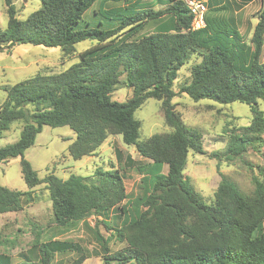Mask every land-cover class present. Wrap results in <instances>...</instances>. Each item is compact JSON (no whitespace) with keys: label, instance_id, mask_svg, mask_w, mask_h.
<instances>
[{"label":"trees","instance_id":"16d2710c","mask_svg":"<svg viewBox=\"0 0 264 264\" xmlns=\"http://www.w3.org/2000/svg\"><path fill=\"white\" fill-rule=\"evenodd\" d=\"M4 1L8 20L7 28L0 29V51L32 44L59 47L69 55L77 43L96 40L62 72L36 73L3 86L0 138L13 122H22V127L17 140L0 146V162L21 156L28 188L45 184L54 226L67 231L118 207L123 219L114 233L118 242L125 243L122 249L111 252L108 240L94 229L103 264H264V168L251 176L253 188L248 194L221 174L213 204H205L183 172L189 151L203 153L202 135L182 121L172 103L177 93H185L194 101H239L249 106L250 124L229 136L227 159L262 142L264 0L249 42L234 17L218 13L228 9L226 4L208 9L205 26L193 30L184 0H167L158 8L144 6L141 0H41L25 20L17 17L11 0ZM97 2L106 24L79 28L85 11ZM150 22L155 29L140 35ZM192 54L200 60L192 65L190 80L176 92L173 81ZM122 75L131 96L119 102L111 93ZM148 98L160 101L172 130L139 141L141 122L134 112ZM43 125L68 126L74 132L68 146L73 159L92 156L109 136L121 135L144 159L135 164L141 175L140 194L128 198L125 174L113 166L97 167L89 176L70 173L61 178L51 171L39 177L23 152ZM30 192L0 184V214L21 210V199L30 201ZM101 222L106 226L103 218ZM36 232L39 260L17 264H51L56 253L75 254L67 264H82L88 257L77 241L52 236L39 241L42 232ZM0 264H11L9 255L0 254Z\"/></svg>","mask_w":264,"mask_h":264},{"label":"rangeland","instance_id":"374dc122","mask_svg":"<svg viewBox=\"0 0 264 264\" xmlns=\"http://www.w3.org/2000/svg\"><path fill=\"white\" fill-rule=\"evenodd\" d=\"M164 1L167 2V0ZM11 2L20 20H25L30 13L41 6V0H11ZM221 2L229 9L230 3H234V0H222ZM98 5L97 2L85 11L82 20L78 23L79 28L100 27L98 22L106 24L107 21L99 15ZM252 6L251 11L257 17L261 8L260 6L257 10L258 0H255ZM158 7L160 5L155 6V8ZM228 9L222 11L227 12ZM250 19L255 22V17ZM7 20L5 1L0 0L1 30L7 28ZM155 25L151 22L146 24L140 31V35L152 32ZM242 28L244 31L245 25ZM242 36L246 42H249L250 37H247L246 33ZM94 44L96 40H83L75 45V51L69 55H64L59 47L32 44H16L0 51V105L6 98L3 86L21 82L36 73L62 72L80 60L78 56L80 52ZM199 60L200 57L197 54H192L188 62L180 68L173 81V89L176 92L179 91L181 84L190 80V69ZM261 60H264V50ZM120 80L121 83L111 93V98L124 102L131 96V89L126 84L124 75L120 77ZM172 103L182 121L187 126L198 129L202 135L203 153L189 151L183 172L190 177L194 189L200 193L204 203L213 204L214 190L221 174L230 178L243 193H250L253 188L251 176L259 174V167L264 168V133L261 143L248 147L239 156L227 159L224 152L231 133L237 132L241 126L250 124L252 113L249 106L239 101L227 104L211 99L194 101L185 93H177ZM259 109L264 113V104L261 101H259ZM134 116L141 122L139 141L155 133L172 130L165 122L160 101L154 98L146 99L135 110ZM21 127L22 122H13L4 132V136L0 138V146L17 140ZM74 139L75 134L68 126L43 125L42 130L35 136L34 143L23 152V158L30 162L39 177L51 171L61 178H66L70 173L89 176L97 167L109 169L113 166L125 174L123 181L128 198L131 199L140 194L141 175L135 171V164L141 163L144 159L132 145H126L122 141L121 135L109 136L96 154L81 159H73L68 153V146ZM20 159L21 156H17L0 162V184L13 190H31L32 195L30 201L21 199V210L0 214V254L9 255L11 264L39 260L38 249L34 244L37 230L42 232L39 241L48 240L46 237L52 236L57 239L79 242L88 255L82 264H103L102 250L95 239L94 229H97L108 240L111 252L125 246V243H120L115 239V229L120 226L123 219L118 207L108 210L102 216H90L86 222H80L67 231L56 228L52 222L51 201L45 184L41 183L29 189L21 173ZM166 171L167 166L164 165L163 172ZM102 218L107 227L101 222ZM74 256L72 252L56 253L51 264H67L68 260Z\"/></svg>","mask_w":264,"mask_h":264},{"label":"crops","instance_id":"0c3cea01","mask_svg":"<svg viewBox=\"0 0 264 264\" xmlns=\"http://www.w3.org/2000/svg\"><path fill=\"white\" fill-rule=\"evenodd\" d=\"M206 2L207 10L210 8H215L223 5L222 0H204ZM255 0H234V3H230V8L227 12L220 11L218 13H222L227 16H232L235 18L239 32L244 35L247 34V37H250L252 34L253 27L257 23V17L253 15L252 3ZM142 4L147 7H155V6H163L166 4L164 0H141ZM147 2V3H146ZM161 3V4H160ZM261 6V1L258 0L257 10ZM251 17H255V22H252ZM243 25H245L244 31L242 30ZM264 50V44L262 48V52ZM262 56V54H261Z\"/></svg>","mask_w":264,"mask_h":264},{"label":"built area","instance_id":"2783aa9c","mask_svg":"<svg viewBox=\"0 0 264 264\" xmlns=\"http://www.w3.org/2000/svg\"><path fill=\"white\" fill-rule=\"evenodd\" d=\"M192 14L191 29L196 30L205 26L206 3L202 0H184Z\"/></svg>","mask_w":264,"mask_h":264}]
</instances>
